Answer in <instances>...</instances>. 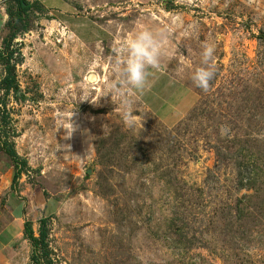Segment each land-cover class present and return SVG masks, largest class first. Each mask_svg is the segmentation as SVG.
Segmentation results:
<instances>
[{"label": "rangeland", "instance_id": "obj_1", "mask_svg": "<svg viewBox=\"0 0 264 264\" xmlns=\"http://www.w3.org/2000/svg\"><path fill=\"white\" fill-rule=\"evenodd\" d=\"M70 1L64 20L50 5L19 19L0 0V49L14 36L0 59V215L7 194L44 193L29 219L35 237L46 219L51 264H264V0ZM145 29L161 54L137 91L113 64ZM204 43L207 92L191 80ZM8 67L19 89L6 95ZM165 73L197 95L174 126L170 101L144 99ZM11 248L3 264H48L25 237Z\"/></svg>", "mask_w": 264, "mask_h": 264}, {"label": "crops", "instance_id": "obj_2", "mask_svg": "<svg viewBox=\"0 0 264 264\" xmlns=\"http://www.w3.org/2000/svg\"><path fill=\"white\" fill-rule=\"evenodd\" d=\"M3 1L9 3L12 0H2V2ZM68 2L72 5L70 0H33L32 5L43 7L44 9H48L49 5L50 7H55L57 11L63 14L60 15L64 17V20H67L66 18L75 12L73 9L68 8ZM7 14L0 11V32L4 27V24L8 22L9 14ZM143 92H145L144 99L147 100L150 107L158 109L159 107H162L163 102L167 100L170 101L172 105L167 108L169 114L164 116L162 109L160 114L162 116L161 118L171 126H174L178 122L180 115L185 113L184 108L187 107V102L191 104V102L194 101L193 99L197 96L186 86L173 83L172 77L167 73L161 74L152 88ZM179 93L183 94L181 98H178ZM33 190L34 194H32L33 197L30 199L23 197V191H21L20 194L17 192L7 194L8 199L4 205V212L0 215V225L2 226L0 228V264H3L5 260L3 252L7 251L6 253H9L12 249V244L17 240H20L21 237H24L25 224L30 221L29 216L32 211L37 218V210L40 209V207L36 205L40 204L44 211L48 206L49 200L45 198L46 196L44 193H40V190L34 188ZM33 200H35V202H33ZM6 216L8 217V220Z\"/></svg>", "mask_w": 264, "mask_h": 264}, {"label": "clouds", "instance_id": "obj_3", "mask_svg": "<svg viewBox=\"0 0 264 264\" xmlns=\"http://www.w3.org/2000/svg\"><path fill=\"white\" fill-rule=\"evenodd\" d=\"M160 49L161 34L147 29L139 31L122 45L120 51L123 59L114 62L113 70L129 89L142 91L151 74L149 70L159 66ZM214 53V45L202 44L200 55L203 66L196 68L191 75L192 83L204 92L209 90L211 81L215 77L214 66L211 63ZM117 95H119V91H117ZM122 108L124 119L131 122L135 118L131 100H125ZM220 132L222 137L228 135V126L222 125Z\"/></svg>", "mask_w": 264, "mask_h": 264}, {"label": "trees", "instance_id": "obj_4", "mask_svg": "<svg viewBox=\"0 0 264 264\" xmlns=\"http://www.w3.org/2000/svg\"><path fill=\"white\" fill-rule=\"evenodd\" d=\"M12 2L17 3V10H18V18L22 19V15L24 12L34 10L35 5L30 4L29 2L25 0H12ZM34 6V7H33ZM39 7V6H38ZM12 10V9H11ZM10 23V21H9ZM14 36H10L9 38L4 40V48L3 50L0 49V59L3 61L5 57L8 59L6 60V63H9L10 59L13 58V51H11V42ZM4 54H7L6 56ZM7 72L9 75L2 81L4 84L3 89L6 93V95L9 94L10 91H18L19 86L16 82L15 77L12 75V72L10 68L8 67ZM0 106H2V103H0ZM5 111V110H4ZM10 138L8 137L7 141L4 142L5 146L3 145V152L10 157L13 161L18 159V155L15 151V148L13 146V143L9 141ZM11 142L12 144H10ZM9 146V148H8ZM15 162V161H14ZM17 179V176H14L13 182ZM41 228H40V236L35 237V232L32 227V222H26L25 224V233L24 237L25 239H28L34 248V251L32 252V261H36L38 259V254H41V257L48 261V264H51L50 258V251L48 248L47 237H48V231H47V222L46 219L41 220ZM40 260V259H39Z\"/></svg>", "mask_w": 264, "mask_h": 264}]
</instances>
